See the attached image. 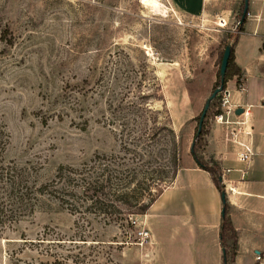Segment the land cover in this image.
I'll list each match as a JSON object with an SVG mask.
<instances>
[{
  "label": "rangeland",
  "instance_id": "1",
  "mask_svg": "<svg viewBox=\"0 0 264 264\" xmlns=\"http://www.w3.org/2000/svg\"><path fill=\"white\" fill-rule=\"evenodd\" d=\"M157 1L160 7L143 0H0V164L11 176L0 178V264L176 260L142 214L116 222L54 191L60 165L119 149L106 120L112 91L123 89L134 67L143 81L140 94L158 76L172 126L187 138L183 165L196 163L195 129L240 7L221 28L214 21L218 4L192 16L173 0ZM205 121L210 132L212 110ZM208 135L197 153L214 164ZM248 261L264 264L262 257Z\"/></svg>",
  "mask_w": 264,
  "mask_h": 264
},
{
  "label": "crops",
  "instance_id": "2",
  "mask_svg": "<svg viewBox=\"0 0 264 264\" xmlns=\"http://www.w3.org/2000/svg\"><path fill=\"white\" fill-rule=\"evenodd\" d=\"M241 1L173 0L192 16H201L217 4L216 12L235 10L237 15ZM235 60L242 68L245 89H240L237 76L228 80L227 88L233 103L250 106L253 133L249 139L256 153L248 162L238 158L223 128L216 123L205 146L220 161L222 170L230 168L223 181L238 243L231 264H251L248 260L258 259L257 254L264 259V0H249L244 30L235 46ZM223 210L222 193L212 174L194 163L178 171L142 217L150 224L154 238L160 235L156 241L164 251L171 252L168 257L176 259L172 264H224Z\"/></svg>",
  "mask_w": 264,
  "mask_h": 264
},
{
  "label": "trees",
  "instance_id": "3",
  "mask_svg": "<svg viewBox=\"0 0 264 264\" xmlns=\"http://www.w3.org/2000/svg\"><path fill=\"white\" fill-rule=\"evenodd\" d=\"M244 9L245 0H242L236 31L229 33L230 38L225 45L226 48L231 43L225 78L222 80L220 65L214 89L219 86L221 89L210 101L205 117L209 116L211 110L214 116L221 111V102L218 106L215 100L218 95L222 96L228 80L237 76L239 83L242 79V68L235 60V46L247 20L248 12L243 17ZM225 48L221 52V62ZM133 69L134 72L127 74L128 80L123 89L112 91L110 115L106 120L118 136L119 149L110 154L96 152L80 165H60L58 180L54 185L56 195L63 201L83 205L85 209L97 214L104 213L106 217L121 223L131 221V216L148 211L164 188L184 167L183 159L188 148L184 132L177 133L172 126L171 113L158 76H153L154 82L148 92L140 94L138 90L143 81L139 79L138 69ZM150 99L162 101L163 107L155 108ZM200 117L201 114L199 120ZM198 127L199 125L195 129L191 153L197 165L212 174L221 193L226 192L220 161L211 157L214 164H209L197 153V143L203 141L202 137L209 133L205 118L200 131ZM8 171L0 164V178L5 172L9 176V182L11 176ZM221 235L224 246L223 261L224 264H230L235 261L238 243L237 231L229 215L227 194L224 198Z\"/></svg>",
  "mask_w": 264,
  "mask_h": 264
},
{
  "label": "built area",
  "instance_id": "4",
  "mask_svg": "<svg viewBox=\"0 0 264 264\" xmlns=\"http://www.w3.org/2000/svg\"><path fill=\"white\" fill-rule=\"evenodd\" d=\"M235 17L236 14H233L232 10L230 12L221 10L214 13V21L221 28L227 27L231 18ZM239 87L241 90L245 89L244 79H241ZM220 102L221 111L214 116V121L223 128L225 139L236 149L237 157L248 162L256 153L254 142L249 139V135L253 133L250 122V106L233 103L231 92L227 87L222 91ZM238 107H243V111L239 114L236 112ZM229 170V167L223 169V177ZM145 235H149V231L146 230ZM257 258H261V255L257 254Z\"/></svg>",
  "mask_w": 264,
  "mask_h": 264
},
{
  "label": "water",
  "instance_id": "5",
  "mask_svg": "<svg viewBox=\"0 0 264 264\" xmlns=\"http://www.w3.org/2000/svg\"><path fill=\"white\" fill-rule=\"evenodd\" d=\"M248 8H249V0H245V9H244V14H243V17L246 16V13L248 12ZM230 53H231V43H229L225 50H224V53H223V57H222V62H221V75H222V80H224L225 78V74H226V69H227V66H228V62H229V58H230ZM221 89V86L219 87H216L214 89V91L210 94V96L208 97L207 99V102L202 110V113H201V117H200V120H199V127H198V131L201 130L202 128V125H203V121H204V118H205V115L207 113V110L210 106V101L216 96V94L220 91ZM243 111V107H238L236 112L239 114ZM222 197H223V200L224 198L226 197V192H223L222 193ZM224 212V210H223Z\"/></svg>",
  "mask_w": 264,
  "mask_h": 264
},
{
  "label": "bare ground",
  "instance_id": "6",
  "mask_svg": "<svg viewBox=\"0 0 264 264\" xmlns=\"http://www.w3.org/2000/svg\"><path fill=\"white\" fill-rule=\"evenodd\" d=\"M145 3L151 4L154 7H160L161 4L157 0H143ZM151 7V6H150ZM153 9V8H152ZM157 9V8H156ZM159 9V8H158Z\"/></svg>",
  "mask_w": 264,
  "mask_h": 264
}]
</instances>
